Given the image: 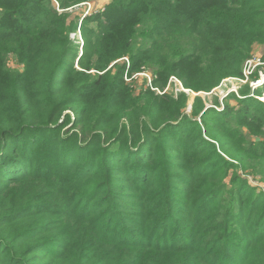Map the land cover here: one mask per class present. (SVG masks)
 <instances>
[{
	"label": "trees",
	"instance_id": "obj_1",
	"mask_svg": "<svg viewBox=\"0 0 264 264\" xmlns=\"http://www.w3.org/2000/svg\"><path fill=\"white\" fill-rule=\"evenodd\" d=\"M83 1L0 0V264H264V84L164 92L244 79L264 0Z\"/></svg>",
	"mask_w": 264,
	"mask_h": 264
},
{
	"label": "rangeland",
	"instance_id": "obj_2",
	"mask_svg": "<svg viewBox=\"0 0 264 264\" xmlns=\"http://www.w3.org/2000/svg\"><path fill=\"white\" fill-rule=\"evenodd\" d=\"M112 1L113 0H87V1L80 2L79 4H76L68 8V11L71 13V16L69 17L68 20L70 21L76 16L82 19L84 16L102 12L106 9V7L110 5ZM71 37L76 42L80 43V50H81L82 46L85 43L82 32L79 29H77L76 32H73L71 34ZM81 52L82 50L80 51V53ZM263 57H264V45H255L254 50L252 52V56L246 60L244 67H243L244 79L227 78L220 84V86L216 87L211 92H205V91L196 92L194 90L187 89L184 87L182 81L179 80V78L177 77H171L169 79L167 86L164 89V92H168L169 94L173 96H177L179 93L184 92L189 98L188 106L186 109L187 113H191L193 103L198 97L206 100V102L210 105H213L212 102L215 101L214 97L216 96L219 97L220 102H221L219 110H222L224 97H226L229 93L235 92V93L240 94L241 88H243L246 84H249V86H251L253 89L257 87H261L264 84V59ZM126 61H128V59ZM8 66L13 69H21L23 67V64L18 62V59L16 58L14 54H9ZM258 67H260L258 71V75L260 76L259 79L261 80L260 82L261 84H259L258 86H255V84L257 83L256 82L257 79L252 78V74L254 70H256ZM154 77L155 75L152 73L151 70H145L143 72L135 73L132 76V78H127V80L135 87V89L139 90L142 87H146L148 85L152 87L153 85L152 81ZM154 89L158 93H162L160 88H154ZM259 98L264 101V90L262 92L261 97ZM230 101L232 104H236L234 99ZM247 177L251 185L262 186L258 178H255L253 176H247Z\"/></svg>",
	"mask_w": 264,
	"mask_h": 264
},
{
	"label": "built area",
	"instance_id": "obj_3",
	"mask_svg": "<svg viewBox=\"0 0 264 264\" xmlns=\"http://www.w3.org/2000/svg\"><path fill=\"white\" fill-rule=\"evenodd\" d=\"M257 83L255 84V86H258L259 84H261L260 82H261V80L260 79H257V81H256Z\"/></svg>",
	"mask_w": 264,
	"mask_h": 264
}]
</instances>
